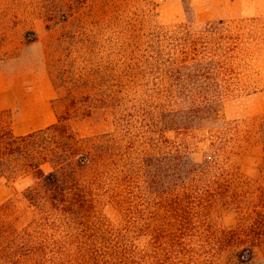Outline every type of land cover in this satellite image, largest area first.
Masks as SVG:
<instances>
[{
  "label": "trees",
  "instance_id": "16d2710c",
  "mask_svg": "<svg viewBox=\"0 0 264 264\" xmlns=\"http://www.w3.org/2000/svg\"><path fill=\"white\" fill-rule=\"evenodd\" d=\"M181 1V28L159 29L148 19L145 118L154 135L152 152L138 159L137 195L125 191L132 179L115 167L120 151H108L94 175H76L70 166L87 160L46 142L58 118L24 135L0 130V180L33 182L22 193L26 222L9 200L0 206V264H253L257 251L264 253V186L254 192V179L233 172L229 161L239 155L242 135L222 113L226 97L240 88L239 37L224 20L201 25L190 1ZM196 129L210 136L199 161L169 135ZM216 204L236 210L233 228L211 221Z\"/></svg>",
  "mask_w": 264,
  "mask_h": 264
},
{
  "label": "rangeland",
  "instance_id": "374dc122",
  "mask_svg": "<svg viewBox=\"0 0 264 264\" xmlns=\"http://www.w3.org/2000/svg\"><path fill=\"white\" fill-rule=\"evenodd\" d=\"M189 1L201 25L224 20L228 33L239 37L240 88L226 97L222 113L242 135L235 148L239 155L231 156L229 164L233 172L254 179L255 192L257 185L264 186V0ZM150 18L159 29L186 24L181 0H0V130L18 136L48 123L47 116L30 113L47 105L60 123L48 135V147L64 153L72 149L82 162L86 159L70 169L87 177L108 151H120L115 167L118 174L130 175L132 185L124 189L136 194L138 175H143L138 159L150 155L154 135L145 118L150 108L144 50ZM169 135L195 160L210 150L206 129ZM156 150L161 153L163 147L158 143ZM42 168L50 170L48 163ZM29 185L33 182L0 180V206L9 200L22 223L29 219L21 215L27 209L22 193ZM94 193L98 197V189ZM210 219L233 228L238 213L216 204ZM253 264H264L263 252L257 251Z\"/></svg>",
  "mask_w": 264,
  "mask_h": 264
},
{
  "label": "crops",
  "instance_id": "0c3cea01",
  "mask_svg": "<svg viewBox=\"0 0 264 264\" xmlns=\"http://www.w3.org/2000/svg\"><path fill=\"white\" fill-rule=\"evenodd\" d=\"M30 113H31V117L34 116V115L47 116L49 118V122L46 123V124L35 126V127L31 128V129H29L28 131L22 133L21 135H24V134H27V133L42 129V128L48 126V125H52L53 123H55V117H51V108L48 107L47 105H42L40 107H34V108L31 109Z\"/></svg>",
  "mask_w": 264,
  "mask_h": 264
},
{
  "label": "clouds",
  "instance_id": "9594fccd",
  "mask_svg": "<svg viewBox=\"0 0 264 264\" xmlns=\"http://www.w3.org/2000/svg\"><path fill=\"white\" fill-rule=\"evenodd\" d=\"M227 219H228V220H231V216H229Z\"/></svg>",
  "mask_w": 264,
  "mask_h": 264
}]
</instances>
